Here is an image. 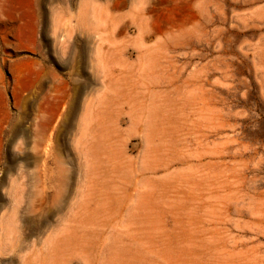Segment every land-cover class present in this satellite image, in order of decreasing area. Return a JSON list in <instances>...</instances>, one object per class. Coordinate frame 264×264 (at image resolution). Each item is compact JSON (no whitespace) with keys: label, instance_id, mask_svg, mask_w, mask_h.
<instances>
[{"label":"rangeland","instance_id":"rangeland-1","mask_svg":"<svg viewBox=\"0 0 264 264\" xmlns=\"http://www.w3.org/2000/svg\"><path fill=\"white\" fill-rule=\"evenodd\" d=\"M154 3L0 0V264H264V0Z\"/></svg>","mask_w":264,"mask_h":264},{"label":"crops","instance_id":"crops-1","mask_svg":"<svg viewBox=\"0 0 264 264\" xmlns=\"http://www.w3.org/2000/svg\"><path fill=\"white\" fill-rule=\"evenodd\" d=\"M128 4V1L126 2ZM105 4V3H104ZM189 0H155L154 6L157 11L155 17L153 18L152 25L156 23L155 30L154 27L152 30L155 31V34H169L170 38H176L181 36L184 32V24L188 17L189 13ZM129 12H127V17H129ZM144 22V23H143ZM146 20L142 19V24L147 26ZM158 23V26H157ZM161 25V26H160ZM181 28H180V27ZM143 26V29L146 31V28ZM158 27V28H157ZM162 27V28H161ZM163 27H165L163 29ZM158 29V30H157ZM162 29V33L160 31ZM166 30L170 31L166 33ZM159 31V32H158Z\"/></svg>","mask_w":264,"mask_h":264},{"label":"bare ground","instance_id":"bare-ground-1","mask_svg":"<svg viewBox=\"0 0 264 264\" xmlns=\"http://www.w3.org/2000/svg\"><path fill=\"white\" fill-rule=\"evenodd\" d=\"M205 1H206V0H205ZM201 2H203V1H201ZM191 3H192V2H191ZM203 4H204V6L202 5V6H203V7H202V10H204V11H203V12H204V15L201 16V20H202V22L208 24V23L210 22V17L208 18L207 15H208L209 13L207 14V12H206V11H207V10H206V8H207V3L204 2ZM188 7H189V6H188ZM192 7H194V6H192ZM200 7H201V6H200ZM189 8H190V7H189ZM203 8H204V9H203ZM200 9H201V8H200ZM198 10H199V9H198ZM196 11H197V10H196ZM201 13H202V11H201ZM188 14H189V13H188ZM189 15H191V14H189ZM199 16H200V15H199ZM258 16H259V14H258ZM192 17H193V16H192ZM192 17H190V18H192ZM259 18L261 19V16L258 17V19H259ZM249 20H250V19H249ZM143 23H144V22H143ZM145 24H146V22H145ZM146 25H147V24H146ZM154 25L156 26V23H154ZM205 25H206V24H205ZM205 25H204V26H205ZM143 26L145 27V25L142 24V28H143ZM147 26H151V25H147ZM155 26H153V27H154V30L156 29ZM157 26H158V23H157ZM160 26H161V25H160ZM179 27H180V26H179ZM145 28H146V27H145ZM149 28H150V29H148V32L152 31L153 28H152V29H151V27H149ZM157 28H158V27H157ZM161 28H162V27H161ZM164 28H165V27H163V29H164ZM180 28H181V27H180ZM200 29H201V28H200ZM154 30H153L152 33H154V32L156 31V30H155V31H154ZM157 30H158V29H157ZM183 30H184V29H183ZM146 31H147V28H146ZM160 31H161V33H162V29H160ZM167 31H168V30H166V33H167ZM197 31H198V30H197ZM201 31H202V30H201ZM158 32H159V31H158ZM168 32H170V31H168ZM199 32H200V31H199ZM184 33H185V32H184ZM200 33H201V32H200ZM202 33H203V32H202ZM169 34H170V33H169ZM169 34H168V35H169ZM166 35H167V34H166ZM201 35H202V34H201ZM180 36H181V33H180ZM180 36H177L176 38L178 39V37H180ZM191 36H192V35H190V36H189L188 38H186V39L193 40V39L190 38ZM199 36H200V34H199ZM183 37H184V36H182L181 39H183ZM176 38L173 39V40H176ZM186 39H185V40H186ZM183 40H184V39H183ZM189 40L187 41L188 43H189ZM194 40H195V39H194ZM175 42H176V41H175ZM177 42H178V43H177ZM177 42H176L177 44H176V45H173V47L178 46V44H181V43H179V42H183V41H179V40H178ZM185 43H186V42H185ZM185 43L183 42L182 46H181V45H179V46L183 47V45H185ZM188 43H187L186 46H189L190 44H193L194 42H190L189 45H188ZM173 44H175V43H173ZM164 45H165V44H164ZM179 46H178V48H180ZM186 46H185V47H186ZM192 46H194V45H192ZM165 47H166V46H165ZM168 47H169V46H168ZM176 48H177V47H176ZM182 49H183V48H182ZM154 63H155V62H154ZM155 65L158 66L156 63H155ZM162 77H163V76H161V78H158L157 76L154 77V78H158V80L160 79V80H159V82H160L159 84H160V85H161V82H162L161 80H162V79H163L165 82H167V79L170 80V79H171L170 77H172V76H170L169 78H166V77L164 76V78H166V80H165L164 78H162ZM167 77H168V76H167ZM173 77H174V76H173ZM173 77H172V78H173ZM174 78H175V77H174ZM174 78L171 79V81H172V80H173V81H176V79L174 80ZM151 79H153V78H151ZM179 79H180V78H179ZM149 80H150V79H149ZM154 80L158 83V80H156V79H154ZM155 81H154V83H152L153 85L156 83ZM164 81H163V82H164ZM173 81H172V83H173ZM147 83H148V82H147ZM157 83H156V86H158ZM168 83H171V82L168 81ZM152 84L149 83L148 85L151 86ZM166 84H167V83H165V85H166ZM191 84H192V83H191ZM160 85H159V86H160ZM169 85H170V84H169ZM182 85H183V84H182ZM187 85H188V84H187ZM154 86H155V85H154ZM162 86H163V83H162ZM167 86H168V84H167ZM183 86H184V85H183Z\"/></svg>","mask_w":264,"mask_h":264}]
</instances>
